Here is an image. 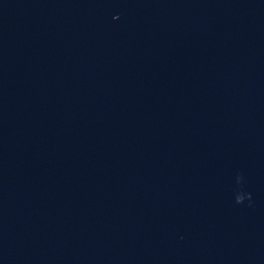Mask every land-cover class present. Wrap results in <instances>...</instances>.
<instances>
[{"label": "water", "instance_id": "water-1", "mask_svg": "<svg viewBox=\"0 0 264 264\" xmlns=\"http://www.w3.org/2000/svg\"><path fill=\"white\" fill-rule=\"evenodd\" d=\"M0 264H264V0H0Z\"/></svg>", "mask_w": 264, "mask_h": 264}]
</instances>
